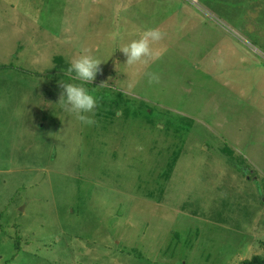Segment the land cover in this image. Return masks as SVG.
<instances>
[{"label":"rangeland","instance_id":"rangeland-1","mask_svg":"<svg viewBox=\"0 0 264 264\" xmlns=\"http://www.w3.org/2000/svg\"><path fill=\"white\" fill-rule=\"evenodd\" d=\"M86 53L93 126L49 80ZM262 201L264 0H0V264L264 259Z\"/></svg>","mask_w":264,"mask_h":264},{"label":"clouds","instance_id":"clouds-1","mask_svg":"<svg viewBox=\"0 0 264 264\" xmlns=\"http://www.w3.org/2000/svg\"><path fill=\"white\" fill-rule=\"evenodd\" d=\"M111 35L113 39H122L119 30ZM163 37L164 33L159 28L145 27L137 39H132L120 49L126 58L125 65L142 64L155 59L158 53L153 45L161 41ZM102 63L105 62L91 54L80 55L69 62L63 70V79L59 81L61 91L55 105H58L62 112L74 115L84 126H93L97 123L94 117L99 108V100L94 94L95 89L101 86L113 87L108 83H102L99 87L91 89L86 87L87 84H93L101 71ZM148 75L150 83L156 81L154 74L149 73ZM131 86L129 84V87Z\"/></svg>","mask_w":264,"mask_h":264},{"label":"trees","instance_id":"trees-1","mask_svg":"<svg viewBox=\"0 0 264 264\" xmlns=\"http://www.w3.org/2000/svg\"><path fill=\"white\" fill-rule=\"evenodd\" d=\"M68 65L67 64H61L59 66V68H57V70H59V72H55L53 71L50 75L52 77H49V80L51 81V83H54L56 82L57 80H61L63 79V70L67 67ZM62 69V71L60 70ZM182 148L184 147V145L181 146ZM176 160V157L173 156V159L172 161H175ZM174 162L171 163V165H173ZM261 205L264 206V201L261 202ZM19 243H17L18 245ZM164 255V258L166 257V255L163 253ZM241 264H264V259L263 258H260V257H253L251 258L250 260H245V261H242Z\"/></svg>","mask_w":264,"mask_h":264}]
</instances>
